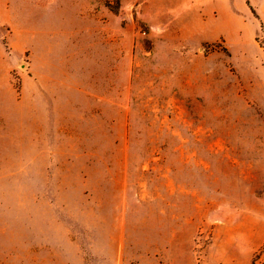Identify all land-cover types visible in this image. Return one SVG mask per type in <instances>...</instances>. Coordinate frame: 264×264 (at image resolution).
I'll list each match as a JSON object with an SVG mask.
<instances>
[{"label":"rangeland","instance_id":"374dc122","mask_svg":"<svg viewBox=\"0 0 264 264\" xmlns=\"http://www.w3.org/2000/svg\"><path fill=\"white\" fill-rule=\"evenodd\" d=\"M159 4L0 0V264H264V3Z\"/></svg>","mask_w":264,"mask_h":264},{"label":"crops","instance_id":"0c3cea01","mask_svg":"<svg viewBox=\"0 0 264 264\" xmlns=\"http://www.w3.org/2000/svg\"><path fill=\"white\" fill-rule=\"evenodd\" d=\"M159 2V5L147 6L151 14H181L196 17L203 28L218 33L211 39L216 40L227 37L226 31L232 17L239 19L241 15H246L252 10V5L262 4L264 0H159Z\"/></svg>","mask_w":264,"mask_h":264},{"label":"trees","instance_id":"16d2710c","mask_svg":"<svg viewBox=\"0 0 264 264\" xmlns=\"http://www.w3.org/2000/svg\"><path fill=\"white\" fill-rule=\"evenodd\" d=\"M248 4L250 5V3L248 2ZM251 9H252V7H251ZM252 11H253V9H252ZM254 12V11H253Z\"/></svg>","mask_w":264,"mask_h":264}]
</instances>
